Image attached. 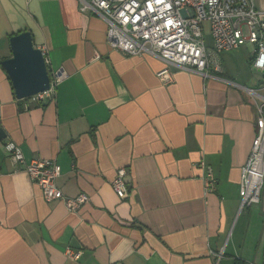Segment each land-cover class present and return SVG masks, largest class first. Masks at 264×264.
Returning a JSON list of instances; mask_svg holds the SVG:
<instances>
[{"label": "crops", "instance_id": "crops-1", "mask_svg": "<svg viewBox=\"0 0 264 264\" xmlns=\"http://www.w3.org/2000/svg\"><path fill=\"white\" fill-rule=\"evenodd\" d=\"M25 30L67 73L54 98L17 99L1 65ZM106 33L79 0H0V264H264V197L241 209L240 196L259 116L250 89L264 74L250 47L223 51L207 76L172 65L165 83L160 58L113 49ZM10 143L27 162L56 159L62 191L89 200L77 212L47 201ZM120 167L132 184L126 200L112 187Z\"/></svg>", "mask_w": 264, "mask_h": 264}, {"label": "built area", "instance_id": "built-area-1", "mask_svg": "<svg viewBox=\"0 0 264 264\" xmlns=\"http://www.w3.org/2000/svg\"><path fill=\"white\" fill-rule=\"evenodd\" d=\"M79 1L81 11L95 13L107 22L106 39L113 49L130 55L149 53L160 58L165 66L157 74L165 83L173 80L172 65L207 76L210 66L218 65L223 51L246 45L251 51V66L264 73V10L253 0ZM207 33L211 45L207 43ZM38 48L45 57L50 88L28 98L41 102L54 98L56 87L67 73L50 66L46 46ZM250 93L258 99L259 116L256 135L241 172V209L260 202L264 188V74L259 86L250 89ZM7 150L11 160L27 171L31 181L42 189L47 201H63L69 211L77 212L89 200L84 192L68 196L62 191L57 183L61 166L56 159L33 158L27 162L15 144H8ZM201 166L205 171V192H213L215 174L204 162ZM112 187L121 200L129 198L132 184L128 168L117 169ZM65 254L72 258L75 251L67 247Z\"/></svg>", "mask_w": 264, "mask_h": 264}, {"label": "water", "instance_id": "water-1", "mask_svg": "<svg viewBox=\"0 0 264 264\" xmlns=\"http://www.w3.org/2000/svg\"><path fill=\"white\" fill-rule=\"evenodd\" d=\"M12 56L1 60L12 82L17 99H25L50 88L45 57L36 47L31 31L19 32L10 38ZM0 126V140L6 138Z\"/></svg>", "mask_w": 264, "mask_h": 264}, {"label": "rangeland", "instance_id": "rangeland-1", "mask_svg": "<svg viewBox=\"0 0 264 264\" xmlns=\"http://www.w3.org/2000/svg\"><path fill=\"white\" fill-rule=\"evenodd\" d=\"M261 196L264 197V188L262 189V195ZM255 204H256V206H259V202L258 203H255Z\"/></svg>", "mask_w": 264, "mask_h": 264}, {"label": "trees", "instance_id": "trees-1", "mask_svg": "<svg viewBox=\"0 0 264 264\" xmlns=\"http://www.w3.org/2000/svg\"><path fill=\"white\" fill-rule=\"evenodd\" d=\"M240 263H244V262H241V261L238 260V259H236V260L234 261V264H240Z\"/></svg>", "mask_w": 264, "mask_h": 264}]
</instances>
